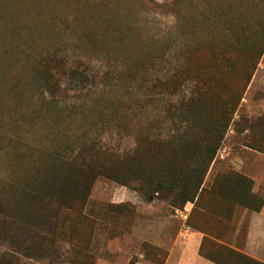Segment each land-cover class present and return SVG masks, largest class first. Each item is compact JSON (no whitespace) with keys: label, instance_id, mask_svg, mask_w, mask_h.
I'll use <instances>...</instances> for the list:
<instances>
[{"label":"rangeland","instance_id":"374dc122","mask_svg":"<svg viewBox=\"0 0 264 264\" xmlns=\"http://www.w3.org/2000/svg\"><path fill=\"white\" fill-rule=\"evenodd\" d=\"M169 1L0 0V194L6 192L14 158L28 170L24 158L43 159L48 153L69 159L81 152V159L96 148L123 154L140 134L166 140L176 133L178 103L190 95V86L161 97L151 91L150 81L180 64L194 40L202 46L209 41L192 13L181 16L180 27L174 25L172 14L159 6ZM47 57H65L67 65L77 67L54 98L40 92L35 78ZM263 127L264 51L203 184L209 187L217 173L234 170L252 178L264 195ZM250 137L260 151L245 146ZM117 203L134 210L118 213L112 208ZM238 206L219 232L229 245L242 243L248 226L249 212ZM176 210L99 176L83 210L91 220L81 228L92 231L88 250L66 240V223L62 234L44 239L47 257L20 255L15 264H163L166 237L185 226ZM7 250L0 240V253Z\"/></svg>","mask_w":264,"mask_h":264},{"label":"trees","instance_id":"16d2710c","mask_svg":"<svg viewBox=\"0 0 264 264\" xmlns=\"http://www.w3.org/2000/svg\"><path fill=\"white\" fill-rule=\"evenodd\" d=\"M226 1L170 0L159 5L172 14L177 27L182 15L192 13L209 41L202 46L194 40L180 64L150 81L151 91L161 97L175 96L190 86V95L178 103L180 124L173 123L177 131L170 138L140 134L134 148L123 154L100 148L81 159L77 157L81 152L69 159L44 153L43 159L24 158L28 170L16 166L14 158L6 192L0 194V240L8 246L0 253V264H15L20 255L47 257L44 239L63 233L66 223V240L78 250H88L92 231L81 228L91 220L83 210L99 176L173 210L192 203L185 225L203 233L198 253L205 259L216 264H264L216 239L227 228L235 206L262 209L264 197L254 190L253 179L229 170L217 173L209 187L203 184L264 51V0ZM67 63L65 57L39 62L35 78L40 92L52 98L63 93V78L77 70ZM192 128L196 131L190 133ZM259 132L264 140V127ZM255 144L254 137L245 140L246 147L260 151ZM112 208L118 213L134 210L129 203Z\"/></svg>","mask_w":264,"mask_h":264},{"label":"crops","instance_id":"0c3cea01","mask_svg":"<svg viewBox=\"0 0 264 264\" xmlns=\"http://www.w3.org/2000/svg\"><path fill=\"white\" fill-rule=\"evenodd\" d=\"M255 191L258 184H255ZM258 192V191H256ZM260 194V193H259ZM264 197V195H262ZM190 208L184 207V211L176 210L180 213V217L185 220ZM243 213L249 212L248 226L245 231L244 240L238 245H229L220 240H217L236 249L246 255H249L259 261L264 262V205L260 211H253L242 206ZM236 231V230H235ZM235 234H238L237 232ZM203 237V233L191 227L184 226L183 229L176 231L174 236L166 237L168 243H165L166 258L163 264H216L204 257L200 256L198 249ZM219 237V238H218ZM158 245L160 246L161 243Z\"/></svg>","mask_w":264,"mask_h":264}]
</instances>
